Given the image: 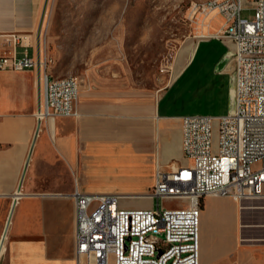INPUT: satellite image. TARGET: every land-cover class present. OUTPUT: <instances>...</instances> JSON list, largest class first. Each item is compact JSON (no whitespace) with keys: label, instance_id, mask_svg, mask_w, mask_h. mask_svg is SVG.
Returning a JSON list of instances; mask_svg holds the SVG:
<instances>
[{"label":"crops","instance_id":"crops-1","mask_svg":"<svg viewBox=\"0 0 264 264\" xmlns=\"http://www.w3.org/2000/svg\"><path fill=\"white\" fill-rule=\"evenodd\" d=\"M44 11L41 0H0V31L29 34L26 53L36 55ZM221 23L222 18L218 25L209 21V37L196 42L161 94L80 85L79 115L45 118L36 135L41 98L36 70L0 73V264H77L75 182L86 192L136 199L152 186L147 182H154L157 169L183 162L180 116L223 115L231 106L233 68L229 61L219 67L228 51L219 37ZM24 52L17 48L19 55ZM213 103L225 111H186ZM120 157L139 168L134 182L140 183L132 191L80 184L95 182L98 168ZM200 205L202 264L257 263L255 258L264 255V237L238 233V213L250 206L214 194L204 195Z\"/></svg>","mask_w":264,"mask_h":264},{"label":"built area","instance_id":"built-area-1","mask_svg":"<svg viewBox=\"0 0 264 264\" xmlns=\"http://www.w3.org/2000/svg\"><path fill=\"white\" fill-rule=\"evenodd\" d=\"M254 17H240L242 0L192 4L204 15L223 19V31L233 44L232 103L226 114L180 116L182 163L157 169L152 186L142 194L150 207L122 204L116 192H86L74 184L75 255L77 264H200V215L204 195L230 196L239 204L264 198V0H248ZM29 34L0 31V73L34 69L41 87L35 115H79L76 76L52 77L47 58L38 48L26 53ZM23 47L19 55L17 48ZM229 60V61H230ZM185 200L163 207L160 200Z\"/></svg>","mask_w":264,"mask_h":264},{"label":"rangeland","instance_id":"rangeland-1","mask_svg":"<svg viewBox=\"0 0 264 264\" xmlns=\"http://www.w3.org/2000/svg\"><path fill=\"white\" fill-rule=\"evenodd\" d=\"M212 2L214 0H41L45 11L39 40L48 61L47 72L52 77L76 76L80 85L88 88L140 89L159 95L171 85L196 42L209 37V21L212 25L219 24L220 15L212 12L207 16L192 8L193 3L212 5ZM241 6L240 17L253 19L251 2L242 0ZM220 39L227 45L230 43L226 37ZM229 50L228 45L227 52ZM186 111L221 113L225 110L220 103H213ZM138 172L135 164L120 157L114 163L99 167L95 182L80 184L129 192L140 183L134 182ZM152 183L147 182L148 187ZM121 201L135 207L157 204L156 199L153 202L143 197H126ZM184 202L171 197L161 199L160 205L176 207ZM245 203L250 207L238 213L239 235L249 233L253 237H264V198ZM255 260L257 263L252 259L249 263L261 264L264 255Z\"/></svg>","mask_w":264,"mask_h":264},{"label":"water","instance_id":"water-1","mask_svg":"<svg viewBox=\"0 0 264 264\" xmlns=\"http://www.w3.org/2000/svg\"><path fill=\"white\" fill-rule=\"evenodd\" d=\"M231 58V53L227 52L226 55L224 56V58L222 59L221 63L219 64V67H222L226 62H228ZM233 99H232V95H231V103H232Z\"/></svg>","mask_w":264,"mask_h":264},{"label":"bare ground","instance_id":"bare-ground-1","mask_svg":"<svg viewBox=\"0 0 264 264\" xmlns=\"http://www.w3.org/2000/svg\"><path fill=\"white\" fill-rule=\"evenodd\" d=\"M210 5H211V4H210ZM228 45H229V48H230V49H232V48H233V44H231V42H230ZM229 63H232V59L230 60V62H229ZM16 194H19V193H17V192H16ZM1 238H2V237H1ZM1 241H2V240H1Z\"/></svg>","mask_w":264,"mask_h":264}]
</instances>
